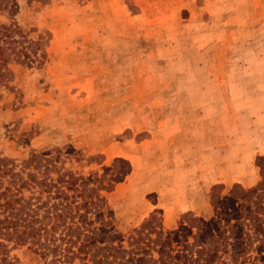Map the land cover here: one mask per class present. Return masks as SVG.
Masks as SVG:
<instances>
[{"label": "rangeland", "instance_id": "obj_1", "mask_svg": "<svg viewBox=\"0 0 264 264\" xmlns=\"http://www.w3.org/2000/svg\"><path fill=\"white\" fill-rule=\"evenodd\" d=\"M13 1L33 46L7 51L0 156L40 151L109 180L99 193L122 239L151 216L162 232L208 218L210 193L259 179L264 0Z\"/></svg>", "mask_w": 264, "mask_h": 264}, {"label": "trees", "instance_id": "obj_2", "mask_svg": "<svg viewBox=\"0 0 264 264\" xmlns=\"http://www.w3.org/2000/svg\"><path fill=\"white\" fill-rule=\"evenodd\" d=\"M15 8L13 0H0L10 18L0 24L5 87L11 75L7 51L33 46L12 18ZM258 162L254 185L234 183L222 196L210 193V217L185 213L174 229L162 232L151 216L122 239L99 193L110 189L109 180L59 171L40 151L18 163L0 156V264H18L11 252L22 246L42 264H264V157Z\"/></svg>", "mask_w": 264, "mask_h": 264}]
</instances>
